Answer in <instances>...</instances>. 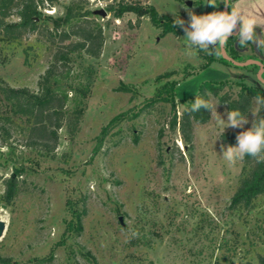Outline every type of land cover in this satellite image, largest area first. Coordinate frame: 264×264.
Masks as SVG:
<instances>
[{
	"label": "rangeland",
	"instance_id": "rangeland-1",
	"mask_svg": "<svg viewBox=\"0 0 264 264\" xmlns=\"http://www.w3.org/2000/svg\"><path fill=\"white\" fill-rule=\"evenodd\" d=\"M68 1L58 0L45 13L61 15ZM108 1L85 4L104 32L100 57L83 53L56 77L73 108L80 97L66 85L85 80L86 67L94 68L79 131L70 137L59 129L53 154L25 146L30 124L0 92V219L6 222L0 257L11 259L0 264H258L264 194L252 207L231 208L244 162L230 163L221 153L222 145H231L225 134L251 127L253 101L244 114L248 123L227 127L229 107L210 93L216 111L205 121L192 119L190 146L173 120L205 81L221 83V93L233 96L246 84L264 92V46L242 44L235 33L201 55L188 46L183 28L179 36L160 35L149 13L132 26L136 14L116 18L105 9ZM132 1L179 17L185 27L189 12L204 15L226 5ZM234 2L227 0L229 12ZM15 12L5 20H17ZM54 49L36 32L12 42L0 33V87L37 90ZM13 174L16 193L5 199L4 180Z\"/></svg>",
	"mask_w": 264,
	"mask_h": 264
},
{
	"label": "trees",
	"instance_id": "trees-1",
	"mask_svg": "<svg viewBox=\"0 0 264 264\" xmlns=\"http://www.w3.org/2000/svg\"><path fill=\"white\" fill-rule=\"evenodd\" d=\"M57 1L0 0V12L2 14L0 33L2 39L8 42L20 41L25 34L36 32L55 46L52 59L38 81L37 90L25 86L13 87L7 83L0 87V92L10 102L14 112L24 116L30 124L25 146L51 154L55 152L59 142V129L66 128L70 137L79 131L85 111L84 99L91 91V78L94 68L92 65L86 67L85 80H81L76 85H66L68 89L73 90L80 97L79 102L73 108L67 104V95L59 90L56 77L69 70L74 59L82 56L83 53L99 58L105 42L102 27L92 16L90 8L85 5L88 0H69L64 5L63 13L55 17L45 13V10L54 7ZM14 7L17 20H5V17ZM105 9L116 18H121L129 12L136 14L135 23L130 22L132 26L133 24L140 25L142 17L149 13L150 20L153 26L159 30L160 35L173 33L179 36L183 31L180 30V26L173 25L174 19L172 17L161 15L154 6L147 8L140 1L110 0ZM73 37L78 39L73 40ZM197 50L201 55L205 54V50L198 47ZM25 52V61H28L27 49ZM210 60H214V58ZM221 85V83L205 81L201 84L200 93L197 96L210 100V93H212L219 96L222 102L227 103L229 110L239 109L243 115L250 109L255 96H264V92L260 88L247 84L241 87L236 96L228 92L221 93ZM195 97L184 113L173 120V125L179 126L182 137L189 146L192 142V119L205 121L210 116V111L207 109H201L195 113L189 111ZM153 103H148L147 107L153 106ZM260 115L264 116V108L261 109ZM246 130H237L225 134L223 140L231 145H236L237 135ZM243 162V173L231 200V208L252 207L256 197L264 194V162H258L251 156H245ZM15 170L20 173L18 167ZM4 183V197L11 199L16 193L17 174L6 178ZM1 261L10 262L11 259L0 257ZM258 264H264V256L259 257Z\"/></svg>",
	"mask_w": 264,
	"mask_h": 264
},
{
	"label": "clouds",
	"instance_id": "clouds-1",
	"mask_svg": "<svg viewBox=\"0 0 264 264\" xmlns=\"http://www.w3.org/2000/svg\"><path fill=\"white\" fill-rule=\"evenodd\" d=\"M227 5V0H224ZM209 5L214 6L213 0H209ZM240 23V30L236 32L237 23ZM174 26H180L185 32V39L188 46L198 47L207 50L209 46L217 43L224 44L228 38L236 33L242 44L249 42L258 46H264V35H257L255 28L257 21L255 18H245L240 10L233 8L229 11L212 12L204 15H196L189 12L187 27L185 21L179 17L174 18ZM192 53H189L191 55ZM254 108L251 112L254 119L251 127L240 132L237 137L235 146H221V153L225 160L235 163L245 156H251L258 162H264V116L260 115L261 109L264 108V96L257 95L253 98ZM201 109H207L210 112L216 111V105L210 100H205L196 96L192 102L190 112H199ZM217 118L225 121L217 115ZM227 127L242 128L248 123V117H245L239 109L227 112Z\"/></svg>",
	"mask_w": 264,
	"mask_h": 264
},
{
	"label": "crops",
	"instance_id": "crops-1",
	"mask_svg": "<svg viewBox=\"0 0 264 264\" xmlns=\"http://www.w3.org/2000/svg\"><path fill=\"white\" fill-rule=\"evenodd\" d=\"M255 2L249 3V6L242 5V0H235L234 8L240 10L241 14L245 18H255L257 21L256 28L259 29V35H264V21L263 23L259 22L257 19L259 14H262L264 11V0H252ZM250 2V1H249ZM262 10V11H261ZM264 19V16L262 17Z\"/></svg>",
	"mask_w": 264,
	"mask_h": 264
},
{
	"label": "water",
	"instance_id": "water-1",
	"mask_svg": "<svg viewBox=\"0 0 264 264\" xmlns=\"http://www.w3.org/2000/svg\"><path fill=\"white\" fill-rule=\"evenodd\" d=\"M224 11H228V5H225ZM239 28H240V26L237 23V26H236V30L235 31L238 32L239 31ZM233 34H235V33H233ZM222 46H223V44H222ZM5 228H6V222H5V220L0 219V237L3 236L4 231H5Z\"/></svg>",
	"mask_w": 264,
	"mask_h": 264
}]
</instances>
